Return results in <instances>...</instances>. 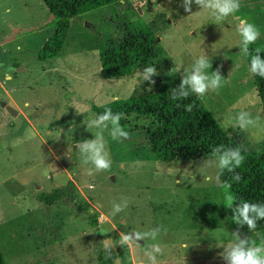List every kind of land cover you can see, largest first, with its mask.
I'll list each match as a JSON object with an SVG mask.
<instances>
[{
    "label": "rangeland",
    "instance_id": "1",
    "mask_svg": "<svg viewBox=\"0 0 264 264\" xmlns=\"http://www.w3.org/2000/svg\"><path fill=\"white\" fill-rule=\"evenodd\" d=\"M240 3L238 12L217 24L195 0L191 13L182 0H122L70 19L59 57L40 62L55 29L43 0H0V103L21 111L12 117L0 106V254L6 264H151L145 251L153 245L163 250L156 264H229L219 254L234 242V232L264 242V231L228 226L217 158L158 161L140 132L120 142L110 126L87 129L96 119L93 106L177 88L184 70L205 55L212 64L207 73L219 69L222 87L201 102L237 146L262 155L264 114L238 26L256 25L260 37L253 44H264V0ZM131 34L153 40L149 65L103 79L100 48ZM148 67L157 70L154 84L144 79ZM177 67L180 72L171 71ZM240 111L260 116L262 127L225 131L222 124ZM95 134L104 137L110 170L95 172L82 163L78 144ZM68 182L79 194L74 201L41 202ZM125 199L127 207L113 215V204ZM157 227L156 240H142L143 246L120 244L121 234ZM109 239L111 253L104 248Z\"/></svg>",
    "mask_w": 264,
    "mask_h": 264
},
{
    "label": "trees",
    "instance_id": "2",
    "mask_svg": "<svg viewBox=\"0 0 264 264\" xmlns=\"http://www.w3.org/2000/svg\"><path fill=\"white\" fill-rule=\"evenodd\" d=\"M122 0H43V4L55 20L53 35L48 38L38 56L40 62L59 57L69 30V21L82 14L97 11ZM153 40L147 35L131 34L117 43H108L99 50L100 76L114 79L131 76L135 71L149 65L153 53ZM264 58V44H250L247 55L249 67L253 55ZM255 92L264 114V78L252 73ZM164 90L144 96L115 100L100 107H92L97 118L106 109L113 114L120 113V125L128 132H140L147 145L149 156L158 161H189L214 159L213 149L223 145L225 148L238 147L223 132L209 115L200 98L195 94L187 99L173 100L172 91ZM176 89H179L177 87ZM186 105H192L191 111ZM111 127V124H109ZM245 160L236 173L240 181H234L227 170H220L221 188L232 195L236 202L241 201L264 204V153L253 157L242 150ZM231 183L230 189L222 185ZM79 194L73 183L55 188L50 194H44L40 200L45 206L59 202L74 201ZM233 209L228 210L226 221L231 229H248L233 222ZM94 226L95 222L92 223ZM255 231H264V220L257 223ZM120 253V252H119ZM119 256V255H118ZM0 264H6L0 254Z\"/></svg>",
    "mask_w": 264,
    "mask_h": 264
},
{
    "label": "clouds",
    "instance_id": "3",
    "mask_svg": "<svg viewBox=\"0 0 264 264\" xmlns=\"http://www.w3.org/2000/svg\"><path fill=\"white\" fill-rule=\"evenodd\" d=\"M191 0H182V7L188 13L192 12L190 7ZM195 3L199 6V9L209 11L214 21L219 24L224 21L229 15L239 11L241 7L240 0H195ZM238 31L242 37L240 51L244 55L249 54V45L256 42L260 37V31L256 25L241 21L238 26ZM19 51L20 48L18 47ZM212 68V64L209 62L205 55H200L192 64L191 70L185 69L183 72L182 82L179 89L172 91L171 98L173 100H179L181 98L187 99L190 95L195 94L197 97H203L209 91H217L222 87V75L220 70L212 71L209 75L207 69ZM173 72H180L179 67L172 69ZM251 73L259 75L264 78V58L259 54L253 55L251 58ZM157 74L155 67H148L144 69L143 75L145 81H151L155 83L152 77ZM192 105H186V109L191 111ZM121 114H113L112 110L106 109L103 114H100L96 119H93L87 124V129L103 128L108 129L111 124L110 135L113 140H127L130 138V133L126 131L121 125ZM229 126L239 127L241 130H248L249 128L262 127L260 116L253 117L248 111H240L232 121L224 122L222 127L226 131ZM27 138H31V130L26 133ZM82 163L85 165H91L95 172H103L111 169L112 160L109 152L106 150V144L103 135L95 134L93 139L83 140L78 144ZM241 147L225 148L223 145L217 146L213 149V156L218 159V167L221 170H227L229 173H235L233 175L234 181H240L241 176L235 172L236 168H239L245 160V156L241 154ZM92 174V171H89ZM210 179V177H209ZM222 187L230 189L231 183L225 182ZM236 202L235 198L226 194V200L224 205L227 208L233 209V222L243 227L247 225L249 231L255 232L257 229V223L260 220H264V204L251 203L248 201H241L238 206L233 208V204ZM127 200L122 203L113 204V215L120 213L127 207ZM161 228L157 227L149 232H135L129 234L120 235V244L128 245L131 247L133 242L139 240H146L151 238L156 240ZM234 242H231L224 246L225 251L220 253L229 264H264V242L256 243L249 237L241 238L239 231L233 233ZM114 247L113 242L109 240L104 241V248L107 252L111 253ZM162 255L163 250L159 245H153L150 248H146L145 255L148 256L151 264H156L157 255Z\"/></svg>",
    "mask_w": 264,
    "mask_h": 264
},
{
    "label": "water",
    "instance_id": "4",
    "mask_svg": "<svg viewBox=\"0 0 264 264\" xmlns=\"http://www.w3.org/2000/svg\"><path fill=\"white\" fill-rule=\"evenodd\" d=\"M0 106H1L2 108H4V109L6 110V112H7L10 116H12V117L16 116L17 113H18V112L15 110V108L9 106V105L6 104L5 102H1V103H0ZM131 233H132V232H131ZM135 242H137L138 244H141V245L143 246V241H142V240L135 241ZM113 248H114V247H113ZM118 261H119V259L116 258V262H117V263H118Z\"/></svg>",
    "mask_w": 264,
    "mask_h": 264
},
{
    "label": "crops",
    "instance_id": "5",
    "mask_svg": "<svg viewBox=\"0 0 264 264\" xmlns=\"http://www.w3.org/2000/svg\"><path fill=\"white\" fill-rule=\"evenodd\" d=\"M7 104V103H6ZM25 105L27 106L28 104L27 103H25ZM10 106V105H9ZM11 107H13V106H11ZM13 108H15V107H13ZM18 110V109H17ZM19 113H21V111H19L18 110V113H17V115L19 114ZM53 157H55V155H53Z\"/></svg>",
    "mask_w": 264,
    "mask_h": 264
}]
</instances>
